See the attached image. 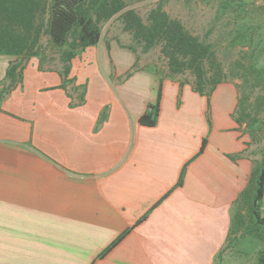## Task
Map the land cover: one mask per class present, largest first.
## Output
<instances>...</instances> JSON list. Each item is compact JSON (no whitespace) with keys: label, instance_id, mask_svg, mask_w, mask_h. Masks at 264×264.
I'll return each instance as SVG.
<instances>
[{"label":"crops","instance_id":"0c3cea01","mask_svg":"<svg viewBox=\"0 0 264 264\" xmlns=\"http://www.w3.org/2000/svg\"><path fill=\"white\" fill-rule=\"evenodd\" d=\"M124 1L169 14L172 0ZM102 38L72 59L66 83L59 57H32L10 87L18 59L0 55V264H218L262 160L235 118L236 82L207 96ZM157 103V123L141 124Z\"/></svg>","mask_w":264,"mask_h":264},{"label":"trees","instance_id":"16d2710c","mask_svg":"<svg viewBox=\"0 0 264 264\" xmlns=\"http://www.w3.org/2000/svg\"><path fill=\"white\" fill-rule=\"evenodd\" d=\"M215 1L217 20L226 16L232 25L226 37L228 48L240 50L239 56L228 67L220 60L216 45L193 35L161 6L150 10L145 22L124 0H0V55L18 59L9 68L7 80L11 82L10 87L20 81L23 66L30 58L46 60L41 39L47 35L50 44L57 49L66 83L72 59L101 42L105 24L118 21L144 53L160 47L167 63L164 71L156 70L162 77L175 79L189 73L194 77L195 90L207 96L220 84L240 80L235 118L247 125L253 144L262 143L264 5L237 0ZM132 49L135 51L134 47ZM5 94L6 91L0 93V100ZM158 106L159 103L151 107V113L141 117L140 123L155 125ZM261 155L262 160L255 165L248 187L232 206L227 243L216 256L215 263L225 264L228 258L242 261V264H264V146ZM182 183L183 175L178 185ZM127 233L116 239L101 256Z\"/></svg>","mask_w":264,"mask_h":264},{"label":"rangeland","instance_id":"374dc122","mask_svg":"<svg viewBox=\"0 0 264 264\" xmlns=\"http://www.w3.org/2000/svg\"><path fill=\"white\" fill-rule=\"evenodd\" d=\"M151 5H156V3H143L141 6H137L136 8L145 22L147 21V16L150 11L149 7ZM165 7L169 12V15L172 18L180 20L193 35L200 37L207 43L216 45L218 56L226 67H228L230 63L236 60V58L239 56V49L232 51L230 48H228L226 37L227 32L232 28V25L229 24V19L226 16L220 18V20H217L216 4H200L192 0H172L166 3ZM103 35L106 39L111 37L118 38L122 44H127L134 47L136 54L139 57V65L145 67L148 66L146 69V71L148 70L147 72L154 71L153 69H150L149 66H153L154 68L157 67L160 71H164L167 68V63L161 54L160 47L155 48L148 53H144L143 49L134 43L132 36L123 31V27L121 26L120 22L110 21L109 23L105 24L103 26ZM41 45L43 48V53L46 55V59L50 61L48 64L50 66L59 64L57 49L54 48L52 44H50V40L47 35H43L41 39ZM139 65H135L137 68L135 69L133 64L134 69H132L137 71ZM178 78L183 81H194V77L189 73L178 76ZM233 82H236V85L241 83L240 80H235ZM263 146L264 141L262 143L253 145L254 156L255 154H257L256 156L258 157L261 156L260 152ZM253 261L254 259H252V262Z\"/></svg>","mask_w":264,"mask_h":264}]
</instances>
